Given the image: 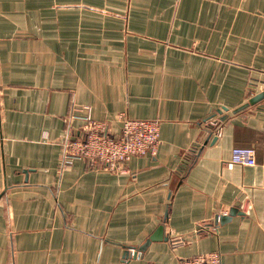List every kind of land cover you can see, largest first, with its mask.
<instances>
[{"label": "crops", "instance_id": "0c3cea01", "mask_svg": "<svg viewBox=\"0 0 264 264\" xmlns=\"http://www.w3.org/2000/svg\"><path fill=\"white\" fill-rule=\"evenodd\" d=\"M263 92L264 0H0V264H264ZM87 110L155 155L61 169Z\"/></svg>", "mask_w": 264, "mask_h": 264}, {"label": "built area", "instance_id": "2783aa9c", "mask_svg": "<svg viewBox=\"0 0 264 264\" xmlns=\"http://www.w3.org/2000/svg\"><path fill=\"white\" fill-rule=\"evenodd\" d=\"M86 112V115L81 118L79 135H76L70 125L67 124L65 128L66 137L61 144L59 163L61 169L79 159L86 161L88 166L93 169H103L113 174L122 173L124 164L131 157H141L146 154L155 155L160 142L157 119H129L120 115L118 117L121 123L120 132L117 136H112L108 122L93 120L89 110ZM229 163L246 167L256 166L254 148H232ZM220 215H217L216 220ZM205 227L199 225L197 230H209L210 232L217 230L216 226H211L208 229ZM131 257H134L133 250L129 258ZM180 264H221V259L219 252H210L184 258Z\"/></svg>", "mask_w": 264, "mask_h": 264}, {"label": "water", "instance_id": "95a60500", "mask_svg": "<svg viewBox=\"0 0 264 264\" xmlns=\"http://www.w3.org/2000/svg\"><path fill=\"white\" fill-rule=\"evenodd\" d=\"M264 97V92L263 93H260L258 94L257 96L253 97L251 100H250V103L254 104L255 102H257L258 100L262 99ZM154 237L150 238V239H153Z\"/></svg>", "mask_w": 264, "mask_h": 264}]
</instances>
